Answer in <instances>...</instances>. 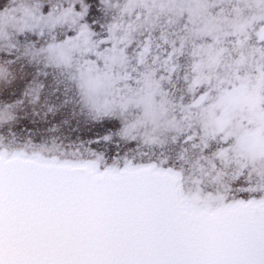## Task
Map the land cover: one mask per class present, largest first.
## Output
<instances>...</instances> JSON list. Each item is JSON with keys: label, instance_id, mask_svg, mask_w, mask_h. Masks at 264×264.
<instances>
[{"label": "snow or ice", "instance_id": "6c2138e0", "mask_svg": "<svg viewBox=\"0 0 264 264\" xmlns=\"http://www.w3.org/2000/svg\"><path fill=\"white\" fill-rule=\"evenodd\" d=\"M0 264H264V0H0Z\"/></svg>", "mask_w": 264, "mask_h": 264}]
</instances>
